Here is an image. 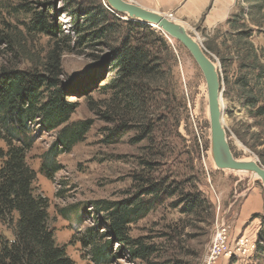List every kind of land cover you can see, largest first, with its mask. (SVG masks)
Wrapping results in <instances>:
<instances>
[{
  "label": "rangeland",
  "instance_id": "obj_1",
  "mask_svg": "<svg viewBox=\"0 0 264 264\" xmlns=\"http://www.w3.org/2000/svg\"><path fill=\"white\" fill-rule=\"evenodd\" d=\"M98 4L105 7L104 0H0V30L13 40L9 52L0 46V67L35 69L46 75L50 54L54 52L60 62L62 86L80 88L91 80L86 94L83 91L80 97L65 96L66 102L74 105L69 122H87L89 128L69 153L56 158L59 171L52 180L40 174V167L57 131H46L38 123L31 126L33 145L26 163L35 173V191L49 204V227L57 245L76 264H92L83 235L92 228L107 233L104 213L96 203L130 199L148 183L161 182L168 189H176L174 195L129 226L130 239H139L150 247V255L145 259L132 258L126 247L107 235L99 242H112L107 264H208L216 224L223 215L230 246L237 248L243 239L245 250L219 258L215 264H264V252H256L264 218V189L253 176L215 168L201 72L187 51L158 29L150 27L156 37L164 40L162 44L156 37L138 32L136 38L153 46L161 73L156 80L140 81L143 92L139 101L125 108L127 98L116 96L117 90L105 87L116 78L108 66L110 48L124 39V22L129 18L118 14L120 21L108 19L110 33L95 43H89L87 32L77 33L74 28V11L80 10L81 14L82 9ZM20 5L28 8L19 9ZM39 12L50 24H56L55 37L29 31L33 13ZM238 14L230 48L236 39L242 45L251 44L254 59L250 60L249 69L243 70L236 55L225 52L211 58L221 80V106L225 110L222 124L234 158L256 159L264 167L258 157H264V116L253 114L264 106V5L242 0ZM82 21L80 17L78 22ZM182 26L198 38L193 29ZM79 36L84 43L78 44ZM257 76L261 79L250 83V94L247 86L237 83L239 78L251 81ZM250 98L261 101L251 106L247 103ZM4 150L0 140V151ZM194 193H199L207 204L202 210L187 214L183 196ZM252 196L259 203V210L240 223L244 206L252 210ZM253 215L258 218L252 219ZM3 239L13 240L7 222H0V240Z\"/></svg>",
  "mask_w": 264,
  "mask_h": 264
},
{
  "label": "trees",
  "instance_id": "obj_2",
  "mask_svg": "<svg viewBox=\"0 0 264 264\" xmlns=\"http://www.w3.org/2000/svg\"><path fill=\"white\" fill-rule=\"evenodd\" d=\"M254 2L264 5V0ZM27 8V5L19 6V9ZM2 11L0 6V19ZM79 11H74V28L77 33L87 32L89 43L107 38L111 30L108 19L120 21V14L110 12L101 4L84 8L81 14ZM80 17H83L82 23L78 22ZM239 18L236 13L228 21L230 31H235ZM124 24L127 31L124 39L118 46L110 48L111 59L108 66L114 70L116 78L105 88L117 90L116 96L127 98L124 107L129 108L142 95L140 81L156 80L161 73V66L153 54V46L136 38L138 32L156 37L155 32L140 22L127 20ZM31 25L29 31L54 37L58 32L56 24H50L41 12L33 13ZM231 37L229 36V40ZM156 41L162 44L164 40L156 37ZM82 43L84 38L79 36L78 44ZM231 44L233 46L227 49V55H236L239 68L248 70L252 64L250 60L254 59L252 45H242L240 39L232 40ZM0 46H5L8 52L13 47L11 35L1 30ZM49 58L46 75L35 69L0 67V140L5 145V150L0 151V222H7L13 236L12 241L0 240V264H76L66 256L64 248L56 243L54 232L49 227V204L35 191V173L26 163V156L33 145L32 125L38 123L46 131H57L55 142L45 154L40 167V174L44 178L53 179L59 171L56 158L69 153L83 140L89 128L87 122H69L74 105L67 103L65 96H77L83 91V95L86 94V89L91 87V80L80 88L62 86L59 82L58 57L52 52ZM260 79L257 76V79L247 81L243 77L237 83L247 86L250 94L253 89L250 83ZM260 101L255 98L247 99L251 106ZM253 114L256 117L264 116V106ZM258 157L264 164V157ZM175 192L176 189H168L161 182H153L130 199L96 203L97 209L104 213L107 233H99L95 228L84 233L82 242L89 248L91 263L107 264L110 261L111 241L126 247L132 258L148 257L151 248L143 245L139 239H130L129 226L155 209L158 203L172 197ZM182 201L185 203L183 210L187 214L202 210L207 204L199 193L185 194ZM256 218L258 216L253 215L252 219ZM261 225L262 231L259 232L256 245V252L259 253L264 252V218L261 219ZM107 235L111 237V241L100 244Z\"/></svg>",
  "mask_w": 264,
  "mask_h": 264
},
{
  "label": "water",
  "instance_id": "obj_3",
  "mask_svg": "<svg viewBox=\"0 0 264 264\" xmlns=\"http://www.w3.org/2000/svg\"><path fill=\"white\" fill-rule=\"evenodd\" d=\"M105 7L112 13L125 15L129 21L140 22L149 27L156 25L166 37L179 43L192 58L201 72L206 85L208 117L210 123V151L214 166L220 171L246 173L261 181L264 189V167L256 160L239 162L232 153L224 126V108H220L221 80L216 63L204 51L196 37L184 30L180 23L166 15L145 10L129 0H104Z\"/></svg>",
  "mask_w": 264,
  "mask_h": 264
},
{
  "label": "crops",
  "instance_id": "obj_4",
  "mask_svg": "<svg viewBox=\"0 0 264 264\" xmlns=\"http://www.w3.org/2000/svg\"><path fill=\"white\" fill-rule=\"evenodd\" d=\"M148 11L171 16L176 22L196 32L198 41L210 58L228 52L230 47L228 21L238 13L242 0H129ZM199 34V35H198ZM252 210H241L240 223L259 210L254 196L250 197ZM249 202V200H248ZM254 209V210H253ZM256 209V210H255Z\"/></svg>",
  "mask_w": 264,
  "mask_h": 264
},
{
  "label": "built area",
  "instance_id": "obj_5",
  "mask_svg": "<svg viewBox=\"0 0 264 264\" xmlns=\"http://www.w3.org/2000/svg\"><path fill=\"white\" fill-rule=\"evenodd\" d=\"M168 17L172 18L171 16ZM215 201L218 207H220V201L217 197ZM226 225L227 220L223 215L216 224V235L212 240L211 254L209 256L208 264H215L219 260V258H229L232 255H235L236 252L245 250V243L243 242V239L239 241L237 248H232L230 246Z\"/></svg>",
  "mask_w": 264,
  "mask_h": 264
},
{
  "label": "bare ground",
  "instance_id": "obj_6",
  "mask_svg": "<svg viewBox=\"0 0 264 264\" xmlns=\"http://www.w3.org/2000/svg\"><path fill=\"white\" fill-rule=\"evenodd\" d=\"M153 29H158L156 25H150ZM184 30H186L183 26H181ZM220 108L222 110V106H221V102H220ZM239 162H242V163H248V162H252V161H239ZM214 164V163H213ZM254 177V176H253ZM256 178V177H254Z\"/></svg>",
  "mask_w": 264,
  "mask_h": 264
}]
</instances>
